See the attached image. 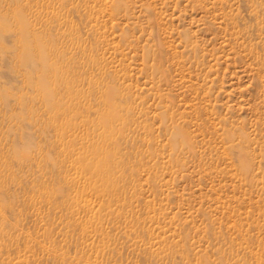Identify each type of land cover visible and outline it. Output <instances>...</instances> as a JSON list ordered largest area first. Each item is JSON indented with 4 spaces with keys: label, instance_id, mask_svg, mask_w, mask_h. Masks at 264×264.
Wrapping results in <instances>:
<instances>
[{
    "label": "rangeland",
    "instance_id": "1",
    "mask_svg": "<svg viewBox=\"0 0 264 264\" xmlns=\"http://www.w3.org/2000/svg\"><path fill=\"white\" fill-rule=\"evenodd\" d=\"M0 264H264V0H0Z\"/></svg>",
    "mask_w": 264,
    "mask_h": 264
}]
</instances>
